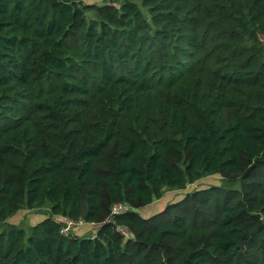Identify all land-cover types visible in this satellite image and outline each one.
Instances as JSON below:
<instances>
[{"label":"trees","instance_id":"1","mask_svg":"<svg viewBox=\"0 0 264 264\" xmlns=\"http://www.w3.org/2000/svg\"><path fill=\"white\" fill-rule=\"evenodd\" d=\"M141 3L0 0V264H264V0Z\"/></svg>","mask_w":264,"mask_h":264},{"label":"rangeland","instance_id":"2","mask_svg":"<svg viewBox=\"0 0 264 264\" xmlns=\"http://www.w3.org/2000/svg\"><path fill=\"white\" fill-rule=\"evenodd\" d=\"M81 1L86 3V4L107 3V4H112V5L117 7V6H119V4L123 0H81ZM128 1L136 3L140 8L145 10L142 7L141 0H128ZM219 180H220L219 176L212 175V176H208L206 178L201 179L200 181L195 183L193 186L197 187L199 185H204V184H218ZM180 193L181 192H178L177 190H167V191H165L164 194H163L162 199H160L157 202H155L152 206L149 205V206L143 207L141 209V211H140L141 216L144 217V215H146L147 217H149V216H152L154 214H157V213L161 212V210L164 208V206L166 207V203H170V202L174 201L176 198H178L180 196ZM47 211L48 210L46 209L45 206H43L39 210H31L29 208H23L14 217L9 219V223L15 224V225H19V226H22V227H27V226L33 225V224L39 222L40 220H42L43 218H45ZM173 214H174V211L171 210L170 214L167 217L164 214L162 216V218L165 219V220L169 219L170 217H172ZM76 232L78 234H82L84 232V227L78 228L76 230Z\"/></svg>","mask_w":264,"mask_h":264},{"label":"built area","instance_id":"3","mask_svg":"<svg viewBox=\"0 0 264 264\" xmlns=\"http://www.w3.org/2000/svg\"><path fill=\"white\" fill-rule=\"evenodd\" d=\"M126 208H127V206L125 204L116 203L111 208V214L112 215L118 214L120 212H123ZM64 220H65V225L61 229V233L64 234V235L69 234V231L73 228V226H75V225L81 226L83 224V222L81 220H79L77 222H75V221H73L71 219H68V218H64ZM107 221L109 222L110 221V218H108ZM90 225L93 226V227H96L97 226L94 223H90ZM117 229L125 237L128 236V232L126 231V229H124L122 227H118Z\"/></svg>","mask_w":264,"mask_h":264}]
</instances>
